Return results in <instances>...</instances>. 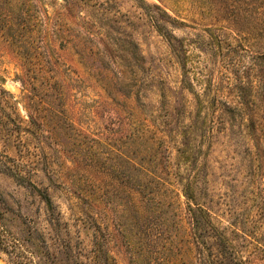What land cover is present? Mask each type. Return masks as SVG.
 Returning a JSON list of instances; mask_svg holds the SVG:
<instances>
[{
    "label": "rangeland",
    "instance_id": "1",
    "mask_svg": "<svg viewBox=\"0 0 264 264\" xmlns=\"http://www.w3.org/2000/svg\"><path fill=\"white\" fill-rule=\"evenodd\" d=\"M0 161L59 264H264V0H0Z\"/></svg>",
    "mask_w": 264,
    "mask_h": 264
},
{
    "label": "trees",
    "instance_id": "2",
    "mask_svg": "<svg viewBox=\"0 0 264 264\" xmlns=\"http://www.w3.org/2000/svg\"><path fill=\"white\" fill-rule=\"evenodd\" d=\"M172 37V36H171ZM174 39V38H173ZM176 39V38H175ZM171 40V38H170ZM136 46V45H135ZM82 55L88 56L86 51ZM91 55H94L91 53ZM90 56V55H89ZM0 172L8 177L13 178L16 183H19L25 188H31L32 191L38 196L40 201L44 204L45 210L49 216V222H53L55 216V206L48 192L36 186L30 176H26L19 168H12L6 163L0 161ZM186 198L192 201V205L197 206L195 195L192 188L185 190ZM189 205V212L192 216L193 229L199 230L203 226L202 216L204 214L202 209H196ZM10 206L3 193L0 191V252L5 254L11 264H59V259L56 251H52L47 242L46 236L39 230L29 232V236L21 235L18 231L15 232L14 228L10 226ZM201 213V215H200ZM205 218V217H203ZM196 232L194 233V235ZM33 237V238H31ZM186 241L176 245L173 249L168 248V252L164 255V264H178L183 256L186 255L185 251Z\"/></svg>",
    "mask_w": 264,
    "mask_h": 264
}]
</instances>
